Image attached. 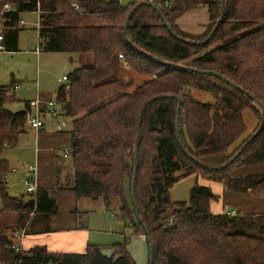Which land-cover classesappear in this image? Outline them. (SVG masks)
Masks as SVG:
<instances>
[{"label":"trees","instance_id":"obj_1","mask_svg":"<svg viewBox=\"0 0 264 264\" xmlns=\"http://www.w3.org/2000/svg\"><path fill=\"white\" fill-rule=\"evenodd\" d=\"M6 3L11 8L3 11ZM201 4L209 12L203 30H182L179 18ZM38 9L39 47L77 55L81 63L56 93L71 121L63 132L72 148L76 197L118 198L120 215L145 236L152 264H264V213H213L211 201L219 196L200 183L189 200L170 196L180 179L204 174L227 191L264 198V171L231 174L264 162V127L248 142L264 106V0H139L130 6L119 0H0L5 51L19 48L21 12ZM123 61L142 82L123 77ZM195 88L211 92L213 102L195 97ZM7 90L0 87V263L136 264L123 243L113 244L111 255L98 244L65 253L12 247L11 232L30 222L35 205L34 218L40 212L46 231L59 209L47 188L27 199L8 192L11 166L3 152L25 132L29 102L9 110L14 96ZM246 109L257 114L258 126L245 135Z\"/></svg>","mask_w":264,"mask_h":264},{"label":"rangeland","instance_id":"obj_2","mask_svg":"<svg viewBox=\"0 0 264 264\" xmlns=\"http://www.w3.org/2000/svg\"><path fill=\"white\" fill-rule=\"evenodd\" d=\"M120 1L125 6H130L132 3L139 0ZM20 18H23L25 23L23 25H19V48L16 51H0V87H7V94L14 96L12 101L6 103V107L13 112L23 110L26 106V102L36 97L37 91H40L42 94L50 96L55 100L58 86L66 84L67 82V80H60L59 78H62L64 74L71 72L74 68L81 65L77 55L67 52L48 51L44 49V47L39 48V16L35 11L21 12ZM208 20V7L205 4H201L183 14L179 18L178 24L182 30L190 33H196L203 30V24L207 23ZM36 50H38V52ZM121 73L126 79L134 78L136 83H140L144 79L142 75L137 74L125 61L122 62ZM192 93L195 97L202 101L213 102L212 94L209 91L195 88L192 90ZM49 119L50 118L47 116L46 122ZM54 120L56 126L57 123L62 121V118ZM244 120L247 125L245 135L252 132L254 128L258 126V116L251 109H246L244 111ZM67 121V126L70 128L71 121ZM32 130L33 128L28 127L29 132L21 135L20 142L16 147L17 149L13 152L14 147H8L3 152V156H6L5 154L7 152H10L9 156H14L20 148L19 145H24L27 149L25 158L29 159L31 157V149L29 147L34 138ZM20 150L22 151L24 149ZM59 152H61L62 155L61 149ZM30 162L32 161H25L24 164ZM70 162V157L63 158L62 160V164L67 170V164ZM248 168H251V170L256 169L258 172H263L264 162L234 168L231 170V174L239 176L238 174L244 170H248ZM253 173L255 172L252 171L250 174ZM174 174L176 175L177 173ZM8 178L10 179H8V192L10 195L21 196L26 199L30 196V193L26 190L23 181H21L19 173L10 171ZM194 178L195 177H192V179L184 177L176 182L170 189L171 198L178 201L189 200ZM203 178H205V180ZM197 179L196 183L210 180L208 176L204 174H201V177H197ZM256 198L263 200L264 202V198ZM236 201L243 204L242 209H244L245 212H257L258 208L254 207H260L257 205L258 202H254V200L249 202L248 198L243 201ZM223 203L224 198L222 196L220 204L223 205ZM119 204L120 202L118 198H113L111 202L106 203V201L102 198L93 199L91 197L83 196L78 199V203L76 205L78 215L80 216L79 222L87 224L88 228L99 239H116L119 237L122 242L125 243L126 241L127 249L129 252L132 251L130 254L136 261V264H149L150 250L147 240L145 237L135 234L132 226L120 215ZM232 208L239 209L241 207L236 206L232 200H226L225 210ZM60 211H63V209L60 208L58 212ZM39 216H41L40 212H38L37 217ZM125 234L128 237L126 240L124 237ZM112 243L113 240L107 241V246L111 248ZM104 251L107 250L105 249Z\"/></svg>","mask_w":264,"mask_h":264},{"label":"crops","instance_id":"obj_3","mask_svg":"<svg viewBox=\"0 0 264 264\" xmlns=\"http://www.w3.org/2000/svg\"><path fill=\"white\" fill-rule=\"evenodd\" d=\"M119 2L122 6H125L120 0ZM61 85H59L58 88ZM37 96H40L41 98H52L50 96L42 94L40 91H37L36 97ZM54 119L57 118H50L45 123V126L39 130L33 128L32 133L34 135V138L32 144L29 147L31 149V157L29 159L25 158L27 149L24 145H19L20 148L19 150H17L14 156H9L10 152H7L5 154L6 156H4L8 159L10 163L11 171L12 168L17 167V171L12 172L19 173L21 181H23L24 176V171L21 168L24 162L32 161L37 163L39 166L37 188H47L49 190L50 195L55 199L58 209H63V211L50 215V218L48 220L49 230L47 231L45 229L46 220L43 218V216L34 218L35 216L33 215L31 217L32 219H30V224L27 227L28 234L23 242L22 248L24 251H27L35 246L40 245L46 246L49 251L57 253L85 252L89 244H98L101 246L102 251L105 254L111 255L115 250L113 244L126 243L125 245H127V242H122L119 237H117L116 239H99L95 234L92 233V231L88 228L87 224L79 222L80 216L78 215V210L76 208L79 198L76 197L75 192L72 189L74 185L73 169L71 167V162L68 163V172V170L62 164V160L64 157L61 155V152H59L63 145L69 144V134L67 132H63L64 130H68L69 127L66 126L67 128H65L64 130H57V125L55 126ZM28 127L31 126L26 124L25 132L21 135L29 132ZM21 135L19 138V142L21 139ZM16 147H14L13 152L15 149H17ZM20 149L24 150L21 151ZM252 171L258 173L256 169L251 170V168H248V170H244L238 175H247L252 173ZM196 176L198 178L201 177V175L196 174H191L187 176L191 179L192 177H195L192 182L193 186L196 184V180H198ZM8 179L9 178L7 176V181L9 182L10 179ZM203 179L205 180V178ZM201 184L210 186L213 189L214 193L217 194L220 198L219 200L211 201V210L213 213H222L225 211L238 212V210H240L241 212H245L244 209H242L243 204L237 202L236 200L243 201L246 198L249 199V202L253 200L254 202H258L257 205L260 207H254L258 208V211L255 213H264L263 200H259L255 196H253L254 194L251 190L245 193L230 192L225 189L222 183L213 180H206ZM222 196L224 198L223 205L220 204ZM228 199L232 200V202L235 203L236 206L241 208L227 209L228 211L225 210V203ZM140 236L145 237L141 234ZM124 237L125 240L128 238L126 234L124 235ZM109 240H113L111 248L107 246V241ZM105 249L107 251H104ZM130 252L132 253V251Z\"/></svg>","mask_w":264,"mask_h":264},{"label":"built area","instance_id":"obj_4","mask_svg":"<svg viewBox=\"0 0 264 264\" xmlns=\"http://www.w3.org/2000/svg\"><path fill=\"white\" fill-rule=\"evenodd\" d=\"M172 0H165L166 4H169ZM11 5L9 3H6L3 7V11L10 10ZM38 16L40 15V10L35 11ZM25 22L23 18H20L19 25H23ZM5 29V26L0 23V51H5V46L3 44L4 39V33L3 30ZM40 48V47H39ZM38 51V50H37ZM120 58H123V55L120 54ZM60 80H69L68 75L65 74L60 78ZM28 111L26 115V124L31 126L32 128L39 130L45 126L46 123V117L49 118H62V121L59 122L56 126L57 130H64L66 126L68 125V121L63 117L62 115V109L60 104L57 102V100L53 98H41L40 96H37L36 98L32 99L28 103ZM62 150V156L64 158H68L71 155L72 148L69 144L63 145L61 147ZM22 170L24 171L23 176V183L26 187V190L28 192L37 193V179H38V164L35 162H30L22 165ZM12 171H17V167L12 168ZM36 211V205L34 210L30 213V216H33ZM229 214H235V211H229ZM28 223L18 229H14L11 234L10 238L14 241L12 247L19 252L23 253V242L28 234L27 227ZM21 258L18 260L17 264L21 262ZM2 264V263H0Z\"/></svg>","mask_w":264,"mask_h":264},{"label":"water","instance_id":"obj_5","mask_svg":"<svg viewBox=\"0 0 264 264\" xmlns=\"http://www.w3.org/2000/svg\"><path fill=\"white\" fill-rule=\"evenodd\" d=\"M129 17H131V15H129ZM218 23H220V20H219V22ZM127 25H128V22L126 23V25H125V31H126V27H127ZM217 26H218V24L216 25V27L214 28V30L212 31V35L215 33V30H216V28H217ZM149 56H151V55H149ZM170 64V63H169ZM174 66H178V67H181V68H185V66L184 65H178V64H173ZM232 85L233 86H235V84L234 83H232ZM237 88H239L242 92H246L243 88H241V87H237ZM176 98H177V100L179 101V103L180 104H182L183 103V100H182V98L181 97H179V96H176ZM261 108H262V111H261V118H262V123H261V125H260V127H259V129L251 136V138L248 140V142L249 141H251L262 129H263V127H264V106L262 105L261 106ZM180 111V110H179ZM142 119V118H141ZM141 119H140V122H139V128H140V126H141ZM178 133L180 134L181 133V128H180V126H178ZM180 142H181V145L183 144V142H182V139H180ZM183 146V145H182ZM245 146H246V144H244L243 145V147L241 148V150H239V152L235 155V157H237L241 152H242V150L245 148ZM135 155H136V157H138V146L136 147V150H135ZM137 168H138V161L136 162V165H135V170H137ZM136 172V171H135ZM133 203H134V206H135V208H136V212H137V215L139 214V212H138V210H137V207H136V203H135V200H133ZM148 241H149V243H150V248H151V251H152V243H151V239L150 238H148ZM151 264H152V256H151Z\"/></svg>","mask_w":264,"mask_h":264}]
</instances>
